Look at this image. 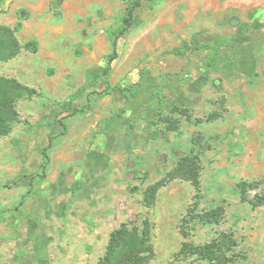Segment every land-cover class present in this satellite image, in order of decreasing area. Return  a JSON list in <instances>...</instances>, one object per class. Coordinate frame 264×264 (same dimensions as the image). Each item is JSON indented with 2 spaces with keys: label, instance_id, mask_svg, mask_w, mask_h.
<instances>
[{
  "label": "rangeland",
  "instance_id": "374dc122",
  "mask_svg": "<svg viewBox=\"0 0 264 264\" xmlns=\"http://www.w3.org/2000/svg\"><path fill=\"white\" fill-rule=\"evenodd\" d=\"M129 4L0 0V24L26 10L17 37L38 42L0 62L36 90L0 137V264H97L124 223L149 230L142 264H264V0H147L102 96ZM188 155L198 186L170 176ZM212 209L218 224L200 219ZM213 240L217 261L181 253Z\"/></svg>",
  "mask_w": 264,
  "mask_h": 264
},
{
  "label": "trees",
  "instance_id": "16d2710c",
  "mask_svg": "<svg viewBox=\"0 0 264 264\" xmlns=\"http://www.w3.org/2000/svg\"><path fill=\"white\" fill-rule=\"evenodd\" d=\"M146 1L147 0H129L130 4L124 13L122 29L110 28L108 30L111 41V51L107 56L106 66L102 70L104 88L100 91H96L99 95L104 96L111 94L118 88L117 86L111 85L109 81L112 63L119 56L118 40L121 35L132 27L138 9ZM28 16L29 12L20 10L18 12L19 21L14 27L0 24V62L15 58L21 53L23 48L32 52L38 50L37 40L31 39L25 45H22L16 34L23 26L22 21ZM52 72L53 70H50V73ZM34 93H36L35 89L26 86L18 79L0 75V137L8 135L18 119L19 113L17 104L19 100L26 96H32ZM90 108L91 104L88 102V104L82 108L75 107L74 111L86 112ZM72 114L73 113H68L66 116ZM65 130L66 128H64L61 133H66ZM54 139L55 136H51L50 143L43 147L44 168L50 162L49 148L52 146ZM170 176L172 178L181 177L190 181L195 186H198L200 184L198 157L194 155L183 157L178 165L170 172ZM250 185L252 184L245 181L240 183V187L242 188ZM157 187L158 184L152 186L145 194L149 204L153 203V200L149 199V196L151 194L152 197H154V194L157 192ZM200 219L206 224H218L221 221L220 212L217 209L208 210L200 214ZM149 240V230L146 229V232H141L140 228L137 226H130L124 223L111 233L106 253L97 264H142L148 258V254L146 253L152 251ZM237 244L238 241L234 240V245ZM221 248V244L215 240L195 248L189 243H184L181 253L185 254V256L199 254L202 259L217 261L221 255Z\"/></svg>",
  "mask_w": 264,
  "mask_h": 264
}]
</instances>
